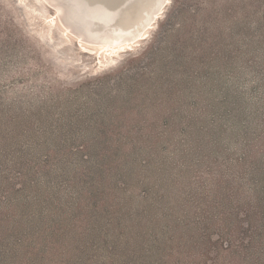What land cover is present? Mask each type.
Listing matches in <instances>:
<instances>
[{"label":"rangeland","instance_id":"1","mask_svg":"<svg viewBox=\"0 0 264 264\" xmlns=\"http://www.w3.org/2000/svg\"><path fill=\"white\" fill-rule=\"evenodd\" d=\"M162 3L112 62L0 0V264H264V0Z\"/></svg>","mask_w":264,"mask_h":264},{"label":"bare ground","instance_id":"2","mask_svg":"<svg viewBox=\"0 0 264 264\" xmlns=\"http://www.w3.org/2000/svg\"><path fill=\"white\" fill-rule=\"evenodd\" d=\"M53 1L56 2L54 12L58 15L57 18L60 17L77 28L80 34L74 38L82 48L92 47L93 50H96L94 55L99 54L100 61H103V58L112 62L117 61L124 52L128 51L129 47H133L136 43L140 44L144 40V35L152 24L151 21L155 18L153 24L159 21V18L154 16L158 14L154 8L160 0ZM165 1L170 0H163L162 4ZM150 13L154 15L151 16L149 22L144 24ZM64 28L68 29L65 23ZM92 33L98 34V40L94 45H89L87 37ZM69 34L71 33L69 32Z\"/></svg>","mask_w":264,"mask_h":264}]
</instances>
